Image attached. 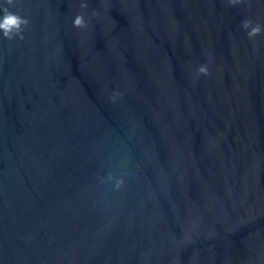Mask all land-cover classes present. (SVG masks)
I'll return each mask as SVG.
<instances>
[{
	"label": "water",
	"instance_id": "water-1",
	"mask_svg": "<svg viewBox=\"0 0 264 264\" xmlns=\"http://www.w3.org/2000/svg\"><path fill=\"white\" fill-rule=\"evenodd\" d=\"M0 264H264V0H0Z\"/></svg>",
	"mask_w": 264,
	"mask_h": 264
},
{
	"label": "clouds",
	"instance_id": "clouds-1",
	"mask_svg": "<svg viewBox=\"0 0 264 264\" xmlns=\"http://www.w3.org/2000/svg\"><path fill=\"white\" fill-rule=\"evenodd\" d=\"M18 18L14 15H8L4 19V24L2 25L3 27H7L9 24H15L17 23ZM84 23V18L82 15H77L74 19V24L76 25H81ZM204 70V69H201Z\"/></svg>",
	"mask_w": 264,
	"mask_h": 264
}]
</instances>
